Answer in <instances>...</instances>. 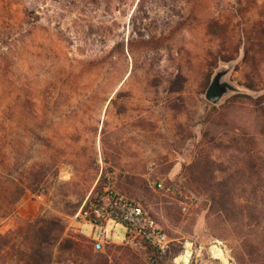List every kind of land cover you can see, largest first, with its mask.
I'll use <instances>...</instances> for the list:
<instances>
[{
	"label": "rangeland",
	"instance_id": "rangeland-1",
	"mask_svg": "<svg viewBox=\"0 0 264 264\" xmlns=\"http://www.w3.org/2000/svg\"><path fill=\"white\" fill-rule=\"evenodd\" d=\"M263 110L264 0H0V233L52 218L93 247L77 216L109 187L174 240L158 264H264ZM222 183L236 214L213 213ZM106 230L105 258L52 264H156Z\"/></svg>",
	"mask_w": 264,
	"mask_h": 264
},
{
	"label": "trees",
	"instance_id": "trees-1",
	"mask_svg": "<svg viewBox=\"0 0 264 264\" xmlns=\"http://www.w3.org/2000/svg\"><path fill=\"white\" fill-rule=\"evenodd\" d=\"M250 89L255 91V86L252 85ZM262 104L254 105L263 107ZM206 191L210 193L211 200L217 205L213 213H225L228 216L236 214L231 198L232 190L228 186L223 183L219 186L212 185L208 186ZM240 209L243 210L244 207ZM65 230L66 225L61 220L39 217L27 221L25 225L9 234L0 233V258L2 259L0 264H52V254L56 247L59 252L58 263L73 260L72 257L89 260L105 258L103 254L93 252L90 241L74 234L65 236ZM179 255L178 252H172L171 257L174 259ZM160 257L157 252L151 256L156 264L160 262Z\"/></svg>",
	"mask_w": 264,
	"mask_h": 264
},
{
	"label": "built area",
	"instance_id": "built-area-1",
	"mask_svg": "<svg viewBox=\"0 0 264 264\" xmlns=\"http://www.w3.org/2000/svg\"><path fill=\"white\" fill-rule=\"evenodd\" d=\"M77 217L101 229L98 239L91 238L96 252L103 251L106 244L112 243L106 240V224L110 221L126 228V244L149 245L161 256L170 254L174 245V240L143 205L114 192L109 187L98 192ZM176 259L177 257L174 261Z\"/></svg>",
	"mask_w": 264,
	"mask_h": 264
},
{
	"label": "water",
	"instance_id": "water-1",
	"mask_svg": "<svg viewBox=\"0 0 264 264\" xmlns=\"http://www.w3.org/2000/svg\"><path fill=\"white\" fill-rule=\"evenodd\" d=\"M227 73L228 70L217 72L206 92V99L214 105L218 104L223 97L235 90L229 82L224 80Z\"/></svg>",
	"mask_w": 264,
	"mask_h": 264
},
{
	"label": "bare ground",
	"instance_id": "bare-ground-1",
	"mask_svg": "<svg viewBox=\"0 0 264 264\" xmlns=\"http://www.w3.org/2000/svg\"><path fill=\"white\" fill-rule=\"evenodd\" d=\"M211 254L213 255L214 258L221 260L224 264H228V261L223 253V251L217 247V246H212L210 249ZM189 257H190V252L186 251L182 255H180L176 259V263L178 262H183V263H188L189 262Z\"/></svg>",
	"mask_w": 264,
	"mask_h": 264
}]
</instances>
